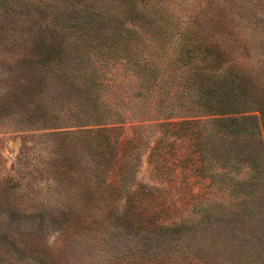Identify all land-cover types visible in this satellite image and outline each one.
I'll use <instances>...</instances> for the list:
<instances>
[{"label": "rangeland", "instance_id": "1", "mask_svg": "<svg viewBox=\"0 0 264 264\" xmlns=\"http://www.w3.org/2000/svg\"><path fill=\"white\" fill-rule=\"evenodd\" d=\"M8 1L0 264H264V125L235 138L218 114L264 117V0ZM90 101L113 122L95 152Z\"/></svg>", "mask_w": 264, "mask_h": 264}, {"label": "trees", "instance_id": "2", "mask_svg": "<svg viewBox=\"0 0 264 264\" xmlns=\"http://www.w3.org/2000/svg\"><path fill=\"white\" fill-rule=\"evenodd\" d=\"M11 4L12 3L8 0H0V8L3 10H5V7L7 5L10 6ZM40 39L41 37H38L37 43L40 41ZM73 55L74 57H76L75 55L77 54H72V56ZM48 59L54 60V58L53 59L48 58ZM59 59H63V58L61 57V58L55 59V61L53 62H47V65L54 68V70L59 71L60 76L63 78L64 76L70 75L72 70L65 67L62 70L63 71L62 73L60 69L62 64L61 62H59L60 61ZM75 59H78V58L76 57ZM75 59L69 60V62H67V65L69 67L72 66L73 62L76 61ZM93 67L94 66H86L85 70H81V72L78 73V74H83L81 78L83 82L84 80L90 79L89 77V75H91L90 70H91V73H93L94 71ZM68 77L69 76H67V78ZM225 81H226V77L221 76L217 78V81H215L214 83L212 81H210L209 83H206L203 87V92L200 94V97H202L201 95H203L204 98L207 100H208V97L212 98L213 100L214 99L216 100V98L221 94L220 91L224 87ZM73 86L75 87V84H73ZM80 112L82 115L78 116L79 118L85 115L87 118L89 117L91 121L88 123L82 122V123L77 124L76 125L77 128L74 134H77V136H80L83 139V142L87 144V146H89L90 148L92 147V149L95 152V150L98 149V147L100 148L104 144H107V140H106L107 129H108L107 125L113 122H109L110 121L109 119H108L109 121H107L103 118L105 117V115L107 116L109 115L107 110H102L98 104H93V106H91V101H90V105L88 106L83 105V108L82 109L80 108ZM213 114H216V113H213ZM218 114L221 115L219 119H220L221 125L223 126V130L225 131V133L233 135V137L235 138L244 137L247 135L253 136L258 131V129L256 128L257 125L258 126L264 125V117H263L262 111L259 112V116L256 114H242L241 116H237V115L230 116V113H228V111H225V110H222V112ZM244 120H250L251 125L244 124L243 123ZM89 125L96 126V128L92 129L91 127H89ZM198 134L199 132L195 131V136L198 137ZM198 138L196 140L197 142L200 141V139ZM202 151L203 150H201V155H202ZM255 171L256 170H254L248 178H244L243 181L241 180V181L236 182V185L237 186L240 185L242 191L248 193L250 191H254V189H257L259 187L258 181L260 179V176H256Z\"/></svg>", "mask_w": 264, "mask_h": 264}]
</instances>
